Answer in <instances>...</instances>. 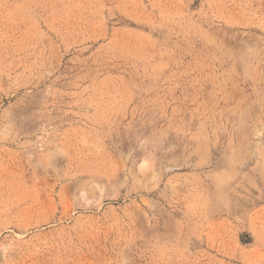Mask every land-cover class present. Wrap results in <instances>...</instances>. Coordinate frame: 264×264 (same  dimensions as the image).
I'll return each mask as SVG.
<instances>
[{
    "label": "rangeland",
    "instance_id": "obj_1",
    "mask_svg": "<svg viewBox=\"0 0 264 264\" xmlns=\"http://www.w3.org/2000/svg\"><path fill=\"white\" fill-rule=\"evenodd\" d=\"M0 264H264V0H0Z\"/></svg>",
    "mask_w": 264,
    "mask_h": 264
}]
</instances>
